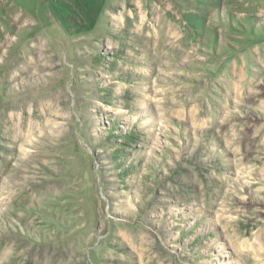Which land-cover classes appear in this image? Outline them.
Returning a JSON list of instances; mask_svg holds the SVG:
<instances>
[{"label":"rangeland","instance_id":"obj_1","mask_svg":"<svg viewBox=\"0 0 264 264\" xmlns=\"http://www.w3.org/2000/svg\"><path fill=\"white\" fill-rule=\"evenodd\" d=\"M0 264H264V0H0Z\"/></svg>","mask_w":264,"mask_h":264},{"label":"bare ground","instance_id":"obj_2","mask_svg":"<svg viewBox=\"0 0 264 264\" xmlns=\"http://www.w3.org/2000/svg\"><path fill=\"white\" fill-rule=\"evenodd\" d=\"M22 134V133H21Z\"/></svg>","mask_w":264,"mask_h":264}]
</instances>
